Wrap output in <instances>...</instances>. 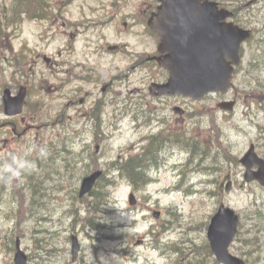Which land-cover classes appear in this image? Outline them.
Wrapping results in <instances>:
<instances>
[{"label":"rangeland","instance_id":"1","mask_svg":"<svg viewBox=\"0 0 264 264\" xmlns=\"http://www.w3.org/2000/svg\"><path fill=\"white\" fill-rule=\"evenodd\" d=\"M222 1L228 2L229 8L235 11V18L242 27L252 30L251 38L243 44L242 65L235 71L231 92L225 95L212 93L196 101H172L173 113H177L175 110L182 104L189 111L190 117L185 120L189 124L182 132H186L184 136L192 135L201 143L196 147L198 152L206 150L207 160L203 166L216 168V171L213 175L207 171L199 173L204 179L217 178L215 186L210 187L204 182L198 185L200 176L194 172L191 176L193 187L197 190L192 193H186L180 187L175 190L178 178L172 167L159 171L158 179L142 191L120 182L113 189L112 212L104 216L101 230H89L83 222L84 212L79 211V225H86L87 229L81 226L76 228L81 250L77 261L73 262L70 243L73 214L69 210L83 204L78 201V173L81 171L75 170L72 162L74 156L82 153L80 148L84 142L94 139V154L99 156L100 164L105 167L108 162L125 160L135 154L139 135L129 119L114 116L111 104L102 106L107 127L104 132H100V139L93 138L94 128L90 133L87 132L90 124L66 126L63 120L52 124V116L60 113L54 91L57 74L55 67L42 57H51L53 60L59 47L64 50L65 45H68L74 49V57L82 60L89 48L88 41L93 43V47L102 48L106 47L107 41L111 43L109 45L118 43L122 36L130 48L141 51L150 49L153 47V38L143 31L135 38V22L130 23L126 17L136 11L144 23L147 16L144 10H150L157 0H69L74 10L80 13L76 17L78 19H81L82 13L86 15L88 12V15L99 17L109 13L111 18L113 10L120 11L119 15L124 17L111 18V25L109 19L110 32L103 29L106 38H86L88 30L73 40L56 34L58 24H53L55 19L52 10L57 0H40V3L33 0L28 5V8L30 4L42 7L44 11L41 15H46L50 22L35 20L36 13L27 16L24 11L28 8L23 4L20 13L23 17L16 18L13 8L15 0H0V264H13L15 250L11 239L15 241L16 237L20 240L21 248L29 255L28 264H166V255L154 249L157 244L153 239L158 237L159 242L163 243L160 237H164V234L160 232L162 227L153 217V211L163 212L165 208L171 207L180 213L169 229V243H173L180 239L174 233L175 226L181 222L180 230L184 235H189V219L197 215L199 219L205 217L220 202L227 203L240 215L241 232L230 248L231 252L241 256V249H247L241 240L245 236L250 238L256 235L259 237L257 244H249L248 249L255 250L248 252L245 259L249 264H264V233L256 231L255 227L257 224L262 227L264 217L257 219L253 214L256 204L263 199L252 198L263 191L257 183L241 186L244 183V167L239 162L251 143L257 151L264 153V0H238L237 3L232 2L234 0ZM102 4L106 7L101 8ZM130 19L134 20L132 16ZM125 21H128L127 25H124ZM78 24L83 29L87 22L79 20ZM115 24L119 26L116 35ZM76 27L74 25L73 29ZM91 58L96 69H103L105 57L94 54ZM77 84H80L78 80ZM6 85L14 91L21 85L28 87L23 119L4 113L2 90ZM224 99L237 100L233 110L218 107V103ZM109 108L112 112L108 111ZM176 122L173 121L174 128L179 124ZM43 142L61 151L62 158L56 170L46 167V156H40L43 159L40 164L29 160L30 157L39 156ZM68 148L71 151H67ZM228 172L233 181L231 190L224 191L227 181H223L219 199L214 202L208 192L213 187L217 188ZM28 176L32 179L28 180ZM38 179L43 184L38 186L39 194L34 195L26 184L34 182L33 185H37ZM204 189L207 193L203 192ZM130 192L136 196L135 205L129 204ZM21 205L25 210L21 211ZM169 219L175 220L174 217ZM199 233L203 234V229ZM177 249L183 250L181 246ZM175 257V253L169 257V264H173Z\"/></svg>","mask_w":264,"mask_h":264},{"label":"flooded vegetation","instance_id":"2","mask_svg":"<svg viewBox=\"0 0 264 264\" xmlns=\"http://www.w3.org/2000/svg\"><path fill=\"white\" fill-rule=\"evenodd\" d=\"M68 1L57 0L52 10L55 19L53 24H58L56 34L66 39H77L78 34H84L88 30L89 33L86 34V38H106L107 35L103 32V29L106 28L110 32L109 19L111 25V18H124L119 15L120 11L113 10L111 18L109 13L99 17L88 15L90 13L88 12L86 15L82 13L81 19H78L76 17L80 13H77L71 2ZM215 1L218 4V8L232 12V17L227 18L224 22L236 23L235 11L229 8L228 2ZM232 2L237 3L238 1L234 0ZM26 3L29 4L30 1L27 0ZM157 5L158 3L155 6L153 5L150 10H144L147 15L144 23L141 22L136 11L126 17L129 18L128 21L130 23L135 22L133 29L135 38L139 37L142 31L153 38V47L150 49L141 51L136 48H130L122 36L118 43L109 45L111 43L107 41L106 47L102 48L93 47V43L88 41L87 47L89 48L86 50L87 53L82 60L74 57L76 53L74 54V49L68 45H65L64 50L59 47L53 60L42 57L47 63H50L49 65H53L56 70L57 85L54 91L58 99L59 119L78 120L80 125L90 124L88 133H90L92 128L104 132L107 125L102 115L104 113L102 112V106L106 105L107 107L111 104L114 116L120 119L127 118L133 123V128L139 135L136 143L137 152L134 155L140 160L146 161L148 166L152 168L151 177L154 181L158 179L157 173L159 171L163 168L169 169V158L173 160L182 158L186 163L196 162L194 159H189L190 154L186 153L190 150L183 145L186 132H182V130L189 124V121L186 122L185 120L190 117V113L183 107L184 104L182 103L179 109H176L177 113H173L174 108H172L174 99L188 101L187 99L189 98L171 96L169 92L158 94L160 93L158 91L159 88L154 87L155 85L165 84L169 78L168 70L160 66L157 60V57L167 52L159 51V37L147 24L150 14L157 10ZM100 7L105 8L106 5L102 4ZM34 16L35 20L39 17V15ZM131 16L134 19L133 21L130 19ZM39 20L50 22L48 18ZM79 20L87 22L83 29L79 27ZM128 21H125L124 25H127ZM221 21L222 19H219V22ZM92 24L97 25L93 26ZM74 25H77L75 29H73ZM115 28L114 34L116 35L119 32L118 24H115ZM96 30H100V32H96ZM94 54L105 57L102 62L103 69H96V65L92 63L91 57ZM77 80L80 84H77ZM231 100L235 101L236 105L237 100ZM111 108L108 111L112 112ZM173 121H177V124L179 123L175 128ZM93 141L95 140L90 139V142L83 143L82 153L78 154L80 156L76 155L72 161L84 166L87 159L90 165H93L95 159L100 160L99 156L93 157V155L89 154ZM256 152L260 157L264 158V153ZM182 155L184 156L182 157ZM204 163L198 161L195 166H201ZM185 169L188 170V165H185ZM191 171L196 172L194 169ZM215 171L216 169L207 173L213 175ZM228 175L229 180L233 182L231 174L229 173ZM199 176L198 185H202L204 182L212 187V185L215 186L218 180L217 178L212 180L204 179L205 177L202 174H199ZM192 189L193 191L197 190L195 187ZM221 189L222 180L217 185V188H211L208 194H213L215 191L220 193ZM203 192L207 193V190L204 189ZM159 212L161 214L156 220L162 227L161 230H164V237L160 238L169 244V207L165 208L163 212L161 210ZM194 220L195 222H193ZM205 221V217L199 219L197 215L193 219H189L191 224V233L189 235H184L180 228L174 230V233L180 237L179 240L181 242L185 240L197 242L202 235L199 232L197 233V231L207 225ZM163 255L160 256L161 259ZM166 257L165 263L169 264V255L166 254Z\"/></svg>","mask_w":264,"mask_h":264},{"label":"water","instance_id":"3","mask_svg":"<svg viewBox=\"0 0 264 264\" xmlns=\"http://www.w3.org/2000/svg\"><path fill=\"white\" fill-rule=\"evenodd\" d=\"M158 14H154L149 25L161 37L162 46L169 54L159 59L160 64L169 70V81L163 92L171 95L202 98L210 92H227L231 86L234 66L240 62L241 43L250 36L248 30L240 29L231 23H220L219 19L229 16L226 11H218L216 3L204 0H160ZM230 59V61L227 60ZM25 89L20 88L13 96L9 88L3 92L4 113L13 116L21 113ZM234 102H222V109H232ZM245 166L246 181L256 179L264 186V159L255 153L253 145L240 159ZM257 165L256 171L252 166ZM101 171H95L83 178L79 196L88 193L94 186ZM130 204L135 203L133 194ZM238 216L221 205L212 217L208 227V239L217 260L222 264H246L229 253L228 248L237 233ZM79 242L72 236V259L76 260ZM14 264H26L27 255L16 243Z\"/></svg>","mask_w":264,"mask_h":264},{"label":"trees","instance_id":"4","mask_svg":"<svg viewBox=\"0 0 264 264\" xmlns=\"http://www.w3.org/2000/svg\"><path fill=\"white\" fill-rule=\"evenodd\" d=\"M24 1L25 0H15L16 3L13 8L15 11L16 18H21L22 16L20 15V13L22 12L21 9L24 8V6H22V4L25 5ZM18 3H20L21 5ZM58 152L60 154L61 151L56 149L55 152H51L48 157L46 158L44 157V160L47 163V166H46L47 168L49 169L53 168L54 170L57 169V165H55V162H56L55 157ZM29 160L33 163H38V164H40V161H43L42 157H40V154L37 157H30ZM87 164L88 163H85V165ZM139 168H140V164L133 159H129L123 163L119 161L111 162L108 167V172H111V173L108 174V177L102 175V177L97 181L94 189L89 194L88 198H83V199L78 198V201L83 204H82V207L79 206L73 211V213L75 214V217L76 218L79 217L78 211H77L78 208H81L80 209L81 212H84V210L87 209L88 212L86 211L84 212V214L86 215V218L84 220L88 224L89 230H101L103 228L101 225V222L103 221V218H104L103 215H108L112 212L111 205H112V200H113V189L117 185L120 184L118 182V178H122L124 180V177H125L126 179H128V181L131 183V185L134 188H136L137 186L143 185L144 183H142L139 177L141 174V169ZM31 179L32 178L30 177L28 178V180H31ZM38 182L39 184L37 185H33L34 182H27L26 184L28 188H31L34 195L39 194L38 186L43 184V182H41V179H38ZM255 207L256 208L253 209V214L255 215V218L260 219L261 217H264V212L261 215L262 210H264V200L261 203H259V205H256ZM23 210H25V208L21 205V211ZM71 210L72 209H70L69 212H71ZM68 216L70 217V214ZM254 224L256 225L257 223H254ZM255 227H257L256 231L260 233L262 232L264 233V222L262 224V227L259 224H257V226ZM258 239L259 237L256 235L250 238H248V236H245L241 240V242L243 246H247V249L246 251L243 250V248L241 249V256L246 257L248 252L255 250V248L252 250L251 249L248 250L249 244L256 245ZM11 242L14 243V239H11ZM193 248H195L194 252H196L195 260L189 261L188 264H197V263L198 264H218L215 259L207 258L206 253L210 255L209 250L204 252L206 259H207V263H206L203 256L199 257L200 256L199 247L193 246ZM177 251L179 253L182 252L181 250H177Z\"/></svg>","mask_w":264,"mask_h":264},{"label":"bare ground","instance_id":"5","mask_svg":"<svg viewBox=\"0 0 264 264\" xmlns=\"http://www.w3.org/2000/svg\"><path fill=\"white\" fill-rule=\"evenodd\" d=\"M95 111V110H94ZM92 113V112H91ZM138 113V112H137ZM100 139V138H99ZM181 139V138H180ZM117 168V167H116ZM264 200V199H263ZM261 203V202H260ZM256 205H259V203L258 204H256ZM79 216V215H78Z\"/></svg>","mask_w":264,"mask_h":264}]
</instances>
